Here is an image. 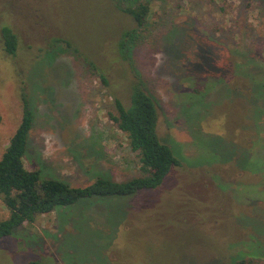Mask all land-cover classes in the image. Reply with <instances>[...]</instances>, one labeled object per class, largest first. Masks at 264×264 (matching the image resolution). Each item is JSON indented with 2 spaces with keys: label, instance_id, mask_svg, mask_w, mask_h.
I'll list each match as a JSON object with an SVG mask.
<instances>
[{
  "label": "rangeland",
  "instance_id": "rangeland-1",
  "mask_svg": "<svg viewBox=\"0 0 264 264\" xmlns=\"http://www.w3.org/2000/svg\"><path fill=\"white\" fill-rule=\"evenodd\" d=\"M125 1L151 7L127 59L121 40L137 24L112 0H0V158L22 119L25 81L28 169L73 186L141 175L109 117L139 75L159 136L184 165L155 190L25 223L0 241V264H264V0ZM4 25L19 36L16 56L3 48ZM8 216L0 198V220Z\"/></svg>",
  "mask_w": 264,
  "mask_h": 264
},
{
  "label": "trees",
  "instance_id": "trees-1",
  "mask_svg": "<svg viewBox=\"0 0 264 264\" xmlns=\"http://www.w3.org/2000/svg\"><path fill=\"white\" fill-rule=\"evenodd\" d=\"M112 1L118 9L132 15L137 24L135 29L125 31L121 40L120 50L127 59L128 42L141 39L143 31L149 27L151 7L146 1L128 5H125V0ZM1 39L5 52L16 56L19 36L15 30L4 25L1 28ZM58 40L80 54L90 70L99 75L103 84H108L106 74L94 60L84 57L70 41ZM136 78L129 104H124L120 97L115 96L116 110L110 112L109 117L126 134L131 149L138 153L141 175L125 181L98 175L93 182L84 186H73L59 177L45 176L42 168L30 170L26 167L25 158L29 153L34 111L24 81L21 88L22 119L0 158V198L9 211V216L0 220V241L11 236L25 223H34L43 214L81 204L83 200L135 196L143 191L155 190L166 182L173 169L184 165L171 147L161 140L158 133L159 110L156 99L143 88L141 77L138 75ZM25 264L41 262L30 259Z\"/></svg>",
  "mask_w": 264,
  "mask_h": 264
}]
</instances>
